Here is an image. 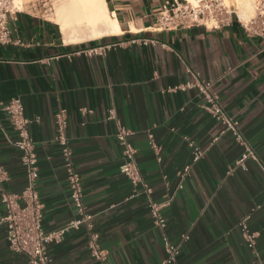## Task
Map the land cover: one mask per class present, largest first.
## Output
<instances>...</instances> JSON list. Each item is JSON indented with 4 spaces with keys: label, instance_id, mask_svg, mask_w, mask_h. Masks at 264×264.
I'll return each mask as SVG.
<instances>
[{
    "label": "crops",
    "instance_id": "1",
    "mask_svg": "<svg viewBox=\"0 0 264 264\" xmlns=\"http://www.w3.org/2000/svg\"><path fill=\"white\" fill-rule=\"evenodd\" d=\"M45 1L25 0L24 8L9 13L10 41L0 44V102L19 96L30 120L43 230L77 217L54 139V114L65 109L83 203L108 264H159L162 233L179 245L180 264H264V35L247 33L236 19L222 29H156L165 0H104L120 32L66 42ZM42 2L43 10L37 8ZM196 81L211 83L210 93L236 122L243 143L203 108ZM112 108L129 131L150 197L158 203L170 198L161 208L164 230L153 224L141 186L134 188L120 172ZM2 129L16 139L0 109V164L8 172L3 188L20 194L28 184L21 153ZM190 141L204 153L180 177L191 163ZM244 218L255 234L253 246L241 230ZM182 234L188 239L181 241ZM88 235L81 225L50 244L51 264H98ZM0 264H29L27 255L9 248L3 224Z\"/></svg>",
    "mask_w": 264,
    "mask_h": 264
},
{
    "label": "built area",
    "instance_id": "2",
    "mask_svg": "<svg viewBox=\"0 0 264 264\" xmlns=\"http://www.w3.org/2000/svg\"><path fill=\"white\" fill-rule=\"evenodd\" d=\"M17 9L13 0H0V44H6L10 41L7 15ZM234 19L240 23L247 33L263 36L264 0H256L255 14L246 21L241 20L235 9L227 6L223 0H193V2L188 0H165L156 14V29L175 30L192 26L222 29L228 27ZM147 41L143 40V43L146 44ZM93 51L97 52V50ZM192 85L197 87L199 92L205 97L203 108L230 129L236 140L243 143L241 134L236 130V122L227 116L217 97L210 93L211 83L208 81H196ZM0 109L6 113L11 129L16 134V139H11L5 130L2 129L3 135L9 144L20 151V160L24 166L28 183L20 194L6 192L3 184L8 180V172L0 164V202L4 208L0 224L5 226L9 248L13 252L27 255L29 264H51L52 259L48 246L59 243L69 230L78 229L81 225H84L89 233L87 247L91 257L98 264H108V252L99 247V235L94 230L93 216L87 212L83 203L80 176L74 165L73 153L66 133V110L58 109L54 114L56 126L54 139L60 148L63 165L66 170L65 179L69 189V197L77 217L61 228L44 231L41 225L43 204L39 199L38 192L35 190L38 165L34 142L28 131L30 120L24 115L23 103L19 96L0 102ZM80 111L83 114L91 112V110L86 108H82ZM108 119L115 122V137L121 146L120 172L130 181L134 188L141 186L140 193L147 198L153 224L160 230H164L166 219L161 213V208L168 204L170 198L158 203L150 197L151 189L142 178L135 160V149L127 139L129 131L121 125L113 108L109 110ZM150 143L155 150L159 149L153 144L152 139ZM188 148L190 150L191 163L186 165L179 173L180 177H184L191 165L199 161L204 153L200 146L191 141L188 142ZM248 155L253 156L250 151H248ZM245 156L237 164H241ZM177 188H182V184L179 183ZM246 219L244 218L241 222V230L245 240L250 246H253L255 234L248 230ZM180 239L185 241L188 239V235L182 234ZM162 240L165 256L159 264H180L178 262L179 245L171 242L165 233H162Z\"/></svg>",
    "mask_w": 264,
    "mask_h": 264
},
{
    "label": "bare ground",
    "instance_id": "3",
    "mask_svg": "<svg viewBox=\"0 0 264 264\" xmlns=\"http://www.w3.org/2000/svg\"><path fill=\"white\" fill-rule=\"evenodd\" d=\"M193 2V0H188ZM233 7L241 20L255 13L253 0H223ZM22 8L21 0H14ZM253 17V16H252ZM60 26L66 42H78L120 32L104 0H57L51 17Z\"/></svg>",
    "mask_w": 264,
    "mask_h": 264
},
{
    "label": "rangeland",
    "instance_id": "4",
    "mask_svg": "<svg viewBox=\"0 0 264 264\" xmlns=\"http://www.w3.org/2000/svg\"><path fill=\"white\" fill-rule=\"evenodd\" d=\"M46 1H48L49 3L46 4L45 8L47 9L48 17H51L52 12L55 10V6H56V1H57V0H46ZM46 1H45V2H46ZM13 2H14V0H13ZM24 2H25V0H21L22 8L25 7ZM14 4H15V2H14ZM15 5H16V4H15ZM255 5H256V0H253V6L255 7ZM50 7H51L52 9H51V10H48ZM17 8H18V6H17ZM37 8L43 10V2H42L40 5H37ZM254 14H255V13H253V14L250 16V18H251L252 16H254Z\"/></svg>",
    "mask_w": 264,
    "mask_h": 264
}]
</instances>
